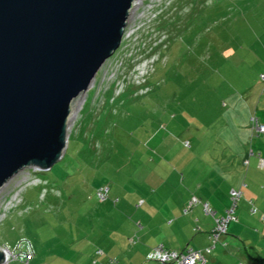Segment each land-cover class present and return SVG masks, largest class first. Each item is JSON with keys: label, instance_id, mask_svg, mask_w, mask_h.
I'll list each match as a JSON object with an SVG mask.
<instances>
[{"label": "rangeland", "instance_id": "obj_1", "mask_svg": "<svg viewBox=\"0 0 264 264\" xmlns=\"http://www.w3.org/2000/svg\"><path fill=\"white\" fill-rule=\"evenodd\" d=\"M123 39L72 101L62 157L49 170L25 167L0 187L5 264H138L128 244L140 235L126 234L139 198L159 206L153 197L169 185L160 174L175 143L264 142L251 121L264 124V0H134ZM200 170L195 161L188 171ZM222 246L221 236L211 252L192 249L251 264ZM110 249V261L102 259ZM139 264L161 263L148 253Z\"/></svg>", "mask_w": 264, "mask_h": 264}, {"label": "water", "instance_id": "obj_2", "mask_svg": "<svg viewBox=\"0 0 264 264\" xmlns=\"http://www.w3.org/2000/svg\"><path fill=\"white\" fill-rule=\"evenodd\" d=\"M133 4L0 0V187L62 157L72 101L119 48Z\"/></svg>", "mask_w": 264, "mask_h": 264}, {"label": "crops", "instance_id": "obj_3", "mask_svg": "<svg viewBox=\"0 0 264 264\" xmlns=\"http://www.w3.org/2000/svg\"><path fill=\"white\" fill-rule=\"evenodd\" d=\"M92 103L91 101V105ZM253 141L252 139L247 144H232L230 141L225 144L224 140L211 144L201 140H190L185 142L186 145L175 143V151L172 149L175 154L169 160H163L165 164L168 163V170L160 174V182L169 185H160L159 192L155 191L153 197L157 199L155 204L159 206L155 205L154 208L148 204V207L141 198L138 199L140 202L137 201V208L145 207L140 211L141 215L138 214L139 209H134L136 224L134 228L133 225L129 226L126 236L129 240L131 236H140L131 239L128 252L138 257L141 263L148 260V253L160 244L172 251L182 247H208L213 215L204 212L202 203L209 205L215 217L223 216L231 204L230 193L236 190L240 192V197L234 208L235 219L228 223L227 232L230 234L226 232L222 235V248L227 251V247L231 245L232 251L238 250L235 255L241 256L244 253L251 264H264V242L261 240L264 236L258 235L259 230L263 231L264 228V142L254 144ZM209 146L212 148L208 149ZM199 147H202L203 153L198 156ZM195 161L201 164L200 173L188 171ZM179 166H184L185 169L178 168ZM106 188L109 193L108 187ZM193 197L199 202L185 213L184 210ZM251 208L255 209L254 213L250 212ZM128 239L125 242L128 243ZM237 243L238 246H235ZM111 251L110 249L106 255H102V259H111ZM204 257L205 264H225V259H228L224 254L217 258Z\"/></svg>", "mask_w": 264, "mask_h": 264}, {"label": "built area", "instance_id": "obj_4", "mask_svg": "<svg viewBox=\"0 0 264 264\" xmlns=\"http://www.w3.org/2000/svg\"><path fill=\"white\" fill-rule=\"evenodd\" d=\"M123 35L121 38L120 45L123 44ZM155 62V61H154ZM153 61L150 63L149 67L153 66ZM123 63L122 61L120 62ZM121 66H119L120 68ZM146 68V67H145ZM153 69V67H152ZM120 70V69H119ZM147 72V71H146ZM115 78V77H114ZM264 79V76H262ZM117 82H119L120 89L124 85V79H120ZM252 121V128L256 132V134L263 133L264 132V124L260 123L257 117L253 116L251 117ZM107 188L104 190L99 189L98 194L102 196L103 199L104 195L102 194L104 191H106ZM240 197V192L236 190H232L230 193L231 198V207L227 210L226 216H219L215 217V226L211 229L208 238L211 241L212 245L207 247V251L211 252V250L214 248L215 244L220 240V237L226 233V226L228 222L232 219H235L234 216V208L235 205ZM198 199L196 197H193L190 201L188 206L185 208V212L188 211L193 205H196L198 203ZM203 210L207 214H211L214 216L213 210L209 207L207 203L203 204ZM252 212H255V209L252 208ZM3 249V248H2ZM8 250V249H6ZM9 251V250H8ZM28 258L32 256L31 251L27 253ZM149 258L155 259L159 261L161 264H205L206 259L201 251L199 250H193L192 248L186 249L181 252L172 251L164 248L161 244L157 245L152 248V250L149 253Z\"/></svg>", "mask_w": 264, "mask_h": 264}, {"label": "bare ground", "instance_id": "obj_5", "mask_svg": "<svg viewBox=\"0 0 264 264\" xmlns=\"http://www.w3.org/2000/svg\"><path fill=\"white\" fill-rule=\"evenodd\" d=\"M0 251H1L2 255H3L0 264H5L7 262V259H8L9 251L6 250V249L5 250L0 249Z\"/></svg>", "mask_w": 264, "mask_h": 264}, {"label": "trees", "instance_id": "obj_6", "mask_svg": "<svg viewBox=\"0 0 264 264\" xmlns=\"http://www.w3.org/2000/svg\"><path fill=\"white\" fill-rule=\"evenodd\" d=\"M154 64H155V62L153 63V69H152V71L154 70ZM149 77V76H148ZM148 77L146 78V79H148ZM260 79L262 80V81H264V79L260 76ZM145 93V92H144ZM143 94V93H142ZM257 119H258V117H257ZM259 120V119H258ZM260 122V121H259ZM261 123V122H260ZM38 172H40V171H38ZM38 172H36V173H38ZM239 200V199H238ZM221 238V237H220ZM215 247V246H214ZM212 251V250H211ZM149 259H151V258H149Z\"/></svg>", "mask_w": 264, "mask_h": 264}]
</instances>
